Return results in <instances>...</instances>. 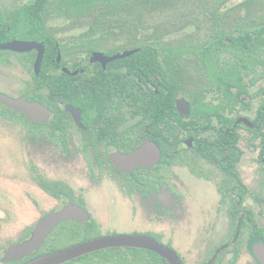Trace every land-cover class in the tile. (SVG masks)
I'll return each mask as SVG.
<instances>
[{"label":"flooded vegetation","instance_id":"flooded-vegetation-1","mask_svg":"<svg viewBox=\"0 0 264 264\" xmlns=\"http://www.w3.org/2000/svg\"><path fill=\"white\" fill-rule=\"evenodd\" d=\"M38 1L40 0H0V44L13 41L41 43L44 46V59L47 51L46 40L26 38L20 33L19 24L24 17L36 18L45 33L50 35L48 41L52 40L55 49L49 69L50 73H48L57 76L63 82H65V76L75 77V81L79 82L78 76L83 74L81 66H86L93 84V106L86 108L59 100L55 105L60 114L55 117L52 109L35 99L39 92L47 93V86L34 78L41 72L43 62L42 59L40 71L38 75H35L33 64L38 54L37 51L0 50V66L4 64L10 71L17 70L18 66H21L29 74V79L21 87L17 96L4 94L11 97L24 96L27 101L39 102L53 112L47 122L38 124L30 122L22 114L14 112L22 115L23 122H15L10 117L12 122L23 125L34 136H41L43 141L53 147V152L56 155L72 163L79 161L82 170L80 171L81 177L91 188L108 184L112 192L109 199L112 206L109 208L114 209L115 202H117L116 197H120L129 205L127 209L129 214L123 215L143 221L150 230L158 229L159 225H166V231L171 232L172 235H185L190 240L196 236V233L203 230L205 236L199 241L195 239L198 241L197 244L189 243L190 240L186 243V245L202 247L201 249L204 250L207 245L204 241H207L209 237L210 246L207 248L209 255L200 264H222V257L226 251H229L226 258L233 257V260L226 264H234L239 253L237 245L244 235H246L247 252L255 264H260L253 253V248L255 245L264 246V230L258 224V220L262 223V219H264V214L260 213V207H264V198L261 194L259 195L260 191L264 189V131L263 129L258 131V124L264 123V62L249 65L247 70L251 73L248 76L246 73L240 76L241 86L245 92H241L238 87L234 86H228L231 92H226L227 86L224 85L219 91L203 92L204 98L200 99L195 91L196 86L189 85L190 98L185 100L190 105V113L186 117L180 116L188 123L187 130L190 135L185 131L184 137L178 136L176 116H174L169 121L172 126L170 129L173 132L171 134L164 133L165 140H168L171 145V161L173 162L162 164L161 147L153 139L161 136L160 124L153 123V119H147L143 115L131 117L126 107L130 102V97L133 96L131 94L137 92L145 105H148L152 96L158 93L162 82L161 53L146 54L156 58L154 61L140 62L142 68H136L134 72L130 69L131 62L127 60L128 57L108 62L104 67L100 62L90 63L89 59L92 53L99 52L109 58L135 48H128V38L106 36L100 39L95 34L93 35V51L89 55L82 53L83 35L80 32L79 6L71 0H47L42 5H39ZM55 21L62 23L60 33L67 40H60L50 27V23ZM95 23L93 21V24ZM3 32L5 35L1 40ZM241 32L240 30L235 31L234 36ZM86 38L84 36V39ZM229 45H231V41L224 40V44L218 47L219 52L223 55L227 54ZM241 49L242 46H237V53L246 55V47H244L246 50L243 51L244 53ZM263 50L262 47L260 57H264ZM10 59L16 60V62H9ZM175 67L176 61L174 60L172 68ZM74 72L77 74L72 75ZM175 100L174 109L176 111ZM196 100L203 101L206 114L205 112L199 114L196 111L198 108ZM66 106L80 110V126L73 120L69 112L65 111ZM176 113L178 114L177 111ZM241 119H245L252 126H247L243 122L238 123L237 121ZM200 123L209 124V126L200 129ZM220 128H223L229 139L233 141L229 143L233 144L232 148L225 147L224 141L220 140L218 136ZM242 130L249 135L248 144L255 151L244 153L240 147V132ZM48 132L54 134L48 136ZM188 139L191 140L190 146L185 143ZM145 140H149L159 147L161 151L159 162L150 167L133 168L130 173L118 171L112 164L110 155L114 153L127 155L137 149ZM178 140H180V146ZM244 158L249 159L251 164L244 165ZM179 160L182 163H177ZM35 175L38 187L61 203L60 208L51 211H58L68 203L80 206L87 211L84 205L86 191L81 192V188H75L65 181L49 180L37 173ZM254 180H258L259 184L260 191L257 194L251 192L252 187L255 186ZM193 183L195 187L200 186L202 191L193 188ZM199 183L206 186L203 188ZM42 185L53 186L56 189L55 196L47 193ZM248 200L258 207L257 211L245 206ZM87 212L89 213V211ZM195 214H197L195 216L196 225L192 223ZM200 216L202 217L200 218ZM203 220H207V222H202ZM183 221L187 226H180ZM87 223H92L95 230L98 228L91 214L90 221ZM141 229L142 227L130 232H110L89 239L117 234L142 235L152 238L174 251L173 243L164 244ZM225 229H227L228 239L224 233ZM30 235L21 241L7 244L3 248L0 243V264H17L24 260L1 261L6 248L26 240ZM249 243H251V251L248 249ZM26 262L23 261L22 264Z\"/></svg>","mask_w":264,"mask_h":264},{"label":"trees","instance_id":"trees-1","mask_svg":"<svg viewBox=\"0 0 264 264\" xmlns=\"http://www.w3.org/2000/svg\"><path fill=\"white\" fill-rule=\"evenodd\" d=\"M47 0H40L37 3L42 5ZM76 3L80 8V14L90 17L92 23L83 37L89 40L87 43L82 44V51L91 53L93 51V35L97 34L99 38L106 36H120L121 32L124 33V27L130 32L131 38L138 35V28L140 22L148 19H154L160 14L169 13L170 5L173 0H71ZM233 0H216L213 9L208 12L207 18L210 25L208 29L199 38L193 39L182 45L171 48L165 46L161 41L155 39L157 31L147 32L146 40L138 42L133 41L131 48L138 49L127 58L131 62L130 69L132 72L136 68H142V61H154L156 57L146 55L149 53H161V86L158 88V93L152 96L151 102L145 105L144 101L140 99L137 92L130 97V102L126 106L131 117L143 115L147 119H153V123H159L161 128V136L154 137L153 139L161 147L163 157L162 164H169L172 158L171 145L168 140H165L164 133L173 132L170 129L172 126L169 121L176 116L177 132H189L187 130V122L182 120V117L176 113L174 109V100L178 97L190 98L189 85L196 86L197 97L203 99V92H211L212 90L219 91L222 86L226 92H231L228 86L238 87L241 92L245 89L241 86L240 76L246 73L247 76L251 73L247 69L249 65L264 62V57H260L261 48H264V8L258 7L264 4V0H243L239 5L244 9V15L241 16L233 28L223 30L220 28V23L223 18L218 16L220 7L227 6ZM58 3V2H56ZM55 3V4H56ZM217 5V6H216ZM255 6V7H254ZM230 9H226L228 12ZM171 12V11H170ZM122 19L124 21H115V24L100 23L106 22L104 19ZM23 21L19 24L20 33L28 38L33 37L36 39H45L46 54L44 56L41 72L34 78L40 80L42 84L47 87V93L39 92L35 97L41 103L48 106L54 111V116L57 117L60 113L56 108V102L64 100L73 103L74 105L85 106L90 108L93 106V84L90 81V72L86 66H81L83 74L78 76L80 81L76 82L75 77L70 78L65 76V82L59 80L57 76L49 74L51 62L54 58L55 49L52 40H49V34H46L40 23L36 18L24 17ZM93 21L96 23L93 24ZM118 22V23H117ZM124 22V25L121 23ZM148 22V21H147ZM125 23H128L125 25ZM242 31L237 36H234L235 31ZM152 34V38L149 36ZM5 33L1 35L3 40ZM229 39L231 45L227 46L228 53L222 54L219 52L218 47L224 44V40ZM133 44V45H132ZM250 45V47H248ZM242 46V52L245 54H238L236 47ZM246 47V50H244ZM130 48V49H131ZM244 53V52H243ZM264 53V50H263ZM264 55V54H263ZM176 61V67L172 68V62ZM85 62V60H82ZM57 66V65H56ZM191 67V69H190ZM229 67V68H228ZM49 72V73H48ZM49 75H48V74ZM75 81V82H74ZM63 85V86H62ZM233 97V96H232ZM198 108L196 111L202 114L206 111L205 105L202 100H196ZM231 102H233L231 100ZM0 116L12 117L15 122H23L22 115L11 112L4 106L0 105ZM209 126V124L200 123L202 127ZM259 130L263 129L264 123L258 124ZM229 127V125H228ZM140 130V128H138ZM155 128L153 129V131ZM53 132H48V136H52ZM190 135V132H189ZM179 136V135H178ZM218 136L221 141H224L225 147H233V142L229 139L228 135L224 132L223 128L218 131ZM264 141V140H263ZM180 146V140H178ZM221 145V143L217 142ZM174 160V159H173ZM175 161V160H174ZM186 162V161H184ZM177 163H182L180 160ZM42 188L50 195L55 196L56 189L50 185H42ZM82 228V231L80 230ZM67 233L72 235L78 234H92V223L77 224L75 222H65L56 227L54 232L50 235L44 245L35 252L32 257L17 262L22 264L32 260L38 256L48 254L62 248H65L61 240ZM30 235V230L26 232L25 239ZM22 239V240H23ZM21 241V240H19ZM251 251V243L248 247ZM67 264H167L155 253L137 250V249H109L106 251L95 252L91 255L84 256Z\"/></svg>","mask_w":264,"mask_h":264},{"label":"rangeland","instance_id":"rangeland-1","mask_svg":"<svg viewBox=\"0 0 264 264\" xmlns=\"http://www.w3.org/2000/svg\"><path fill=\"white\" fill-rule=\"evenodd\" d=\"M242 1L233 0L227 6L220 7L221 10L217 14L224 19V21L218 23L221 24V29L228 30L233 28L237 20L244 15V9L239 5ZM215 4H218L216 0H173L169 13H163L154 19H148V22L145 20L141 21L138 35L131 38L130 31L124 27V33L121 32L120 37L128 38V48H131L133 41L138 42L144 38L148 39L146 35L150 33L147 32H154V29H156L157 36L154 37L155 39L161 41L166 47L176 48L188 42L191 38L193 39V37L198 39L199 36H202L200 34L206 32L210 23L205 16L207 17L208 12L213 9ZM258 7L264 8V4ZM226 9L230 10L227 12ZM80 19V32L84 35L92 20L85 15H81ZM104 21L110 22L109 24H115V21L124 20L106 18ZM121 24L124 25V22ZM127 24L125 23V25ZM61 26L62 23L59 21L50 23V27L57 37L64 41L67 38H64V35L60 33ZM149 36L151 37L152 34ZM88 40V38L84 39L83 37L81 44L87 43ZM82 53L85 52L82 51ZM9 62L15 63L16 60L10 59ZM28 79L29 74L21 66H18L17 70L14 69L12 71L4 64L0 66V92L17 96ZM240 133V147L244 150V153L255 151L248 144L249 135L243 130ZM184 134V132L178 133L181 137H184ZM53 151V147L43 141L41 136L30 134L23 125L13 123L10 117L0 116V243H2V248L7 244L22 240L26 236V232L34 227L43 214L61 207L59 200L47 195L38 187L35 179V174L37 173V175L40 174L49 180L65 181L75 188H81V192L86 191L87 193L84 197V205L92 215L93 221L96 222L98 228L96 230L93 229V233L88 235L67 233L65 239L61 240L66 247L74 246L100 234L130 232L142 227L141 230L149 233L158 241L164 244L173 243L172 247L183 264H200L207 259L209 255L207 248L210 246L209 237L207 241H204L207 244L206 248L202 250V247L186 245L190 239L181 234L172 235L171 232L166 231V225H159L158 229L150 230L149 226L143 221L124 216L123 214H129L127 211L129 205L120 197H116V207L114 209L109 208L112 206L111 201L109 202L112 193L110 186L103 184L102 187L91 188L81 177L80 171L82 170L79 161L72 163L56 155ZM247 163L251 164L249 159H245L243 162L244 165ZM254 181L255 186L252 187L251 192L257 194L260 191L259 184L258 180ZM199 184L203 188L206 186ZM193 188L202 191L200 186L195 187L194 183ZM260 194L264 198V189L260 191ZM245 206L258 210V207L249 200L245 203ZM260 213L264 214L263 206L260 207ZM195 216L197 214L193 215L192 223L194 225L197 224ZM262 221L260 223V220H258V224L264 230V219ZM202 222H207V220ZM180 226L187 225L183 221ZM80 230L82 231V228ZM226 230L224 232L225 235ZM204 236L205 233L201 230L196 233L193 239L191 238L192 240L189 243L197 244ZM195 239L198 241H195ZM226 239H228L227 235ZM237 247L239 253L234 264H255L246 250V235L242 236ZM228 252L224 253L222 264L233 260V257L230 259L226 258Z\"/></svg>","mask_w":264,"mask_h":264},{"label":"water","instance_id":"water-1","mask_svg":"<svg viewBox=\"0 0 264 264\" xmlns=\"http://www.w3.org/2000/svg\"><path fill=\"white\" fill-rule=\"evenodd\" d=\"M0 50H10L15 52L36 50L38 54L33 64V72L35 75H38L44 55L43 44L36 42L13 41L0 44ZM136 52H138V49L126 50L120 55L109 58L99 52H95L91 54L89 60L90 63L100 62L104 67L108 62L125 59ZM63 71L69 73L66 69H63ZM76 74L77 72L72 73V75ZM0 104L13 112L22 114L26 120L36 124L47 122L53 115V112L46 106L36 101H27L24 96L11 97L0 92ZM175 108L181 116L186 117L190 113V105L183 97L175 100ZM65 111L69 112L73 120L80 126V110L75 109L72 106H66ZM237 122H243L247 126H252L245 119L238 120ZM185 143L190 146L191 140L188 139ZM160 158L161 151L159 147L149 140H145L143 144L127 155H122L120 153L110 155L112 164L122 173H130V171L136 167L153 166L159 162ZM67 221H75L78 224L87 223L90 221V214L80 206L72 203H68L58 211L47 213L34 225L31 230V235L26 240L9 246L3 251L1 261L9 262L29 258L44 245L58 225ZM114 248L145 250L155 253L161 259L165 260L167 264H182L175 251L158 243L154 239L142 235L129 236L124 234L89 239L74 246L41 255L24 264H67L95 252ZM253 253L260 264H264V246L255 245Z\"/></svg>","mask_w":264,"mask_h":264}]
</instances>
